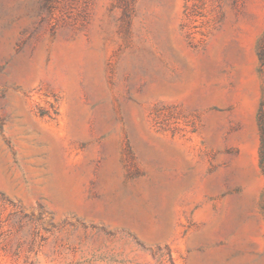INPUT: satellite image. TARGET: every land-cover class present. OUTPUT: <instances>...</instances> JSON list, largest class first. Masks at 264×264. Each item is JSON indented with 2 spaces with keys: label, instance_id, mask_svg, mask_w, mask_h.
I'll return each instance as SVG.
<instances>
[{
  "label": "rangeland",
  "instance_id": "obj_1",
  "mask_svg": "<svg viewBox=\"0 0 264 264\" xmlns=\"http://www.w3.org/2000/svg\"><path fill=\"white\" fill-rule=\"evenodd\" d=\"M260 117L264 0H0V264H264Z\"/></svg>",
  "mask_w": 264,
  "mask_h": 264
},
{
  "label": "trees",
  "instance_id": "obj_2",
  "mask_svg": "<svg viewBox=\"0 0 264 264\" xmlns=\"http://www.w3.org/2000/svg\"><path fill=\"white\" fill-rule=\"evenodd\" d=\"M260 116H261V115H260ZM261 119H262V118L260 117V119H259V120H260V124L262 125V131H263L262 133H263V135H264V128H263V124H262V121H261ZM263 143H264V142H263ZM169 260H170V257H169Z\"/></svg>",
  "mask_w": 264,
  "mask_h": 264
},
{
  "label": "bare ground",
  "instance_id": "obj_3",
  "mask_svg": "<svg viewBox=\"0 0 264 264\" xmlns=\"http://www.w3.org/2000/svg\"><path fill=\"white\" fill-rule=\"evenodd\" d=\"M21 59V58H20Z\"/></svg>",
  "mask_w": 264,
  "mask_h": 264
}]
</instances>
